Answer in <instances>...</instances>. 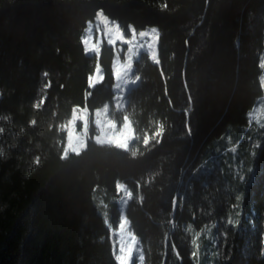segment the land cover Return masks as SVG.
Returning <instances> with one entry per match:
<instances>
[{
  "label": "trees",
  "instance_id": "trees-1",
  "mask_svg": "<svg viewBox=\"0 0 264 264\" xmlns=\"http://www.w3.org/2000/svg\"><path fill=\"white\" fill-rule=\"evenodd\" d=\"M98 10L126 31L157 26L158 58L134 60L116 112L132 146L92 126L64 155L73 108L114 94L115 47L83 43ZM263 54L264 0H0V264H119L118 181L143 264H264V127L249 118Z\"/></svg>",
  "mask_w": 264,
  "mask_h": 264
},
{
  "label": "rangeland",
  "instance_id": "rangeland-1",
  "mask_svg": "<svg viewBox=\"0 0 264 264\" xmlns=\"http://www.w3.org/2000/svg\"><path fill=\"white\" fill-rule=\"evenodd\" d=\"M146 33V35H141ZM157 26H148L143 29H136L130 25L126 30L121 29L115 19L106 16L102 10H98L94 20L87 23L83 35L85 51L88 54H98L104 41L111 43L115 47V53L112 61L113 74L115 81L113 84L114 94L112 98L105 101L102 106L96 108L93 114H90L86 107L75 106L70 118L62 125L66 131V139L63 146V154L69 152H79L86 145L89 137L90 127H94L96 133L93 138L99 143H108L124 149H129L135 139V132L130 117L125 114L121 123L117 122L116 112L126 107V92L137 82V77L133 75V63L142 51L149 53L150 58L157 61L158 44ZM264 70V54L261 59ZM101 71L97 66L91 76V83L101 79ZM264 86V71L261 76ZM250 121L253 123V130L264 127V96L259 99L249 113ZM119 193L118 210L119 221L116 227L111 228V237L113 240L115 257L121 264V244L119 241L123 238V247L130 251L125 255L127 264H143V253L137 237L129 226V221L125 214V208L131 193L124 182H117ZM197 240L200 246L202 241V232ZM209 236V229L205 231ZM196 235V234H195ZM211 238V236H210ZM197 257H202V251L199 247ZM206 264H213L209 257H205Z\"/></svg>",
  "mask_w": 264,
  "mask_h": 264
},
{
  "label": "snow or ice",
  "instance_id": "snow-or-ice-1",
  "mask_svg": "<svg viewBox=\"0 0 264 264\" xmlns=\"http://www.w3.org/2000/svg\"><path fill=\"white\" fill-rule=\"evenodd\" d=\"M141 35H146V33H141ZM228 223H232L231 220L228 221ZM200 236V233H196L195 237L192 239V245L198 250L199 249V245L197 244V240ZM213 244L215 243L214 239H213ZM119 243L122 245L121 246V253L124 254L121 256V264H127L126 260H125V255L130 251L129 249H126L123 247V238H121V240L119 241ZM261 255H264V252L261 253ZM197 256V251H193L192 252V257L195 258Z\"/></svg>",
  "mask_w": 264,
  "mask_h": 264
},
{
  "label": "bare ground",
  "instance_id": "bare-ground-1",
  "mask_svg": "<svg viewBox=\"0 0 264 264\" xmlns=\"http://www.w3.org/2000/svg\"><path fill=\"white\" fill-rule=\"evenodd\" d=\"M251 131V130H250Z\"/></svg>",
  "mask_w": 264,
  "mask_h": 264
}]
</instances>
